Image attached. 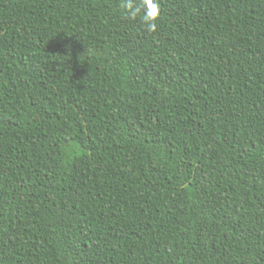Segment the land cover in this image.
I'll list each match as a JSON object with an SVG mask.
<instances>
[{"label":"trees","instance_id":"16d2710c","mask_svg":"<svg viewBox=\"0 0 264 264\" xmlns=\"http://www.w3.org/2000/svg\"><path fill=\"white\" fill-rule=\"evenodd\" d=\"M158 3L0 0V264H264V0Z\"/></svg>","mask_w":264,"mask_h":264},{"label":"clouds","instance_id":"9594fccd","mask_svg":"<svg viewBox=\"0 0 264 264\" xmlns=\"http://www.w3.org/2000/svg\"><path fill=\"white\" fill-rule=\"evenodd\" d=\"M120 9L126 19L136 20L140 17L148 32L157 31L156 21L161 15L158 0H140V5H137L135 0H121Z\"/></svg>","mask_w":264,"mask_h":264}]
</instances>
